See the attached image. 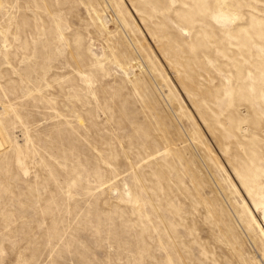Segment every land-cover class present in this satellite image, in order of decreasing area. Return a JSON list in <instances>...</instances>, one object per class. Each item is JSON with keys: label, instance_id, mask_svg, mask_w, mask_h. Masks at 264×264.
Returning <instances> with one entry per match:
<instances>
[{"label": "rangeland", "instance_id": "obj_1", "mask_svg": "<svg viewBox=\"0 0 264 264\" xmlns=\"http://www.w3.org/2000/svg\"><path fill=\"white\" fill-rule=\"evenodd\" d=\"M0 264H264V0H0Z\"/></svg>", "mask_w": 264, "mask_h": 264}, {"label": "bare ground", "instance_id": "obj_2", "mask_svg": "<svg viewBox=\"0 0 264 264\" xmlns=\"http://www.w3.org/2000/svg\"><path fill=\"white\" fill-rule=\"evenodd\" d=\"M1 128V127H0ZM5 144V139L2 136V132L0 130V148Z\"/></svg>", "mask_w": 264, "mask_h": 264}]
</instances>
